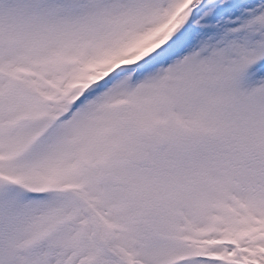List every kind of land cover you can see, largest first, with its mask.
<instances>
[{
    "label": "snow or ice",
    "instance_id": "1",
    "mask_svg": "<svg viewBox=\"0 0 264 264\" xmlns=\"http://www.w3.org/2000/svg\"><path fill=\"white\" fill-rule=\"evenodd\" d=\"M0 264H264V0H0Z\"/></svg>",
    "mask_w": 264,
    "mask_h": 264
}]
</instances>
